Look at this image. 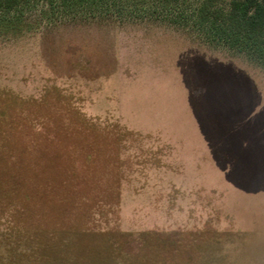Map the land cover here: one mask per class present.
<instances>
[{
	"label": "rangeland",
	"instance_id": "374dc122",
	"mask_svg": "<svg viewBox=\"0 0 264 264\" xmlns=\"http://www.w3.org/2000/svg\"><path fill=\"white\" fill-rule=\"evenodd\" d=\"M203 2L0 17V264H264V58Z\"/></svg>",
	"mask_w": 264,
	"mask_h": 264
},
{
	"label": "trees",
	"instance_id": "16d2710c",
	"mask_svg": "<svg viewBox=\"0 0 264 264\" xmlns=\"http://www.w3.org/2000/svg\"><path fill=\"white\" fill-rule=\"evenodd\" d=\"M37 0H0V17L35 3ZM76 3H99L104 0H72ZM169 2L172 0H161ZM199 18L210 26L214 36L228 47L264 58V0H231L227 10L204 0Z\"/></svg>",
	"mask_w": 264,
	"mask_h": 264
}]
</instances>
